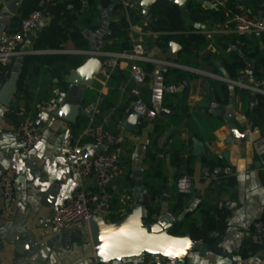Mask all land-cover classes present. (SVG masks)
Here are the masks:
<instances>
[{"label":"crops","instance_id":"crops-1","mask_svg":"<svg viewBox=\"0 0 264 264\" xmlns=\"http://www.w3.org/2000/svg\"><path fill=\"white\" fill-rule=\"evenodd\" d=\"M80 1L68 4L67 8L71 15H76L75 23L82 36L79 40L87 45L85 48L79 47L72 38V29L59 48H36V40L49 28L52 18L49 15L26 36L21 45L23 54L13 61V65L20 67V60L26 55H76L82 64L89 63L83 76L95 78L93 86L85 91L82 104L72 105L71 109L65 103L67 89L50 64L40 60L33 61L25 80L28 97L15 96L11 106L0 103V174L10 167L17 171L14 181L16 199L11 205L4 204L0 188V264L24 262L26 244L20 246L22 237L33 239L40 247L35 253L37 256H47L51 251L49 241L57 232L53 224L56 208L78 189L95 184V175L76 174L77 165L87 160L85 154L95 157L99 153L90 138L82 137L90 123L110 130L120 138L123 148L121 173L106 186L101 202L94 206L95 213L100 214L107 199L106 220L126 216L135 203L134 182L141 174L145 188L156 185L164 191L169 189L167 199L161 200L160 215L171 214L176 222H183L184 227L193 222L202 226L204 211L208 210L220 221L221 228L210 235L214 237L213 241L224 236L220 246L226 254L195 250L181 264H264V244L253 239L254 222L264 217V164L253 149V141L264 136V107L260 114L255 109L257 98L255 102L246 103L235 91L236 87H245L226 81L230 78L224 68L217 74L203 66L183 64L179 56L177 60L168 57L167 52L156 45L159 32L150 28L149 20L134 18V13L141 11L140 0L137 8L131 10L114 0ZM115 2L122 9L114 10ZM7 3L0 12L7 8ZM240 7L250 17L264 20V2L258 7L250 2ZM123 14L129 23L132 45L143 42L146 55L156 61L120 60L114 68L108 67V56L94 53L121 52L110 35L114 22ZM13 18L5 33H11L17 26ZM194 25L211 41L202 55L219 51L218 39L233 33L225 31L224 22L206 21ZM263 56L264 44H261L259 54L249 61V68L250 64L254 68ZM165 60L174 61L178 66L168 67L162 63ZM135 64H140L147 72L145 82L140 85V96L156 110L157 115L152 120L139 118L132 127L127 120L133 113L128 109L133 104L131 90L136 86L132 77ZM150 67L151 71L148 70ZM251 74L250 68L235 81L260 88ZM68 76L69 73L64 75L65 81ZM220 81L230 86L235 114L232 122L239 132L245 134L242 138L232 136L228 126L230 121L223 115V110L228 111L230 99L227 103L217 99L215 87ZM246 89L252 94L258 93ZM61 107L65 116H72L73 121L56 116ZM23 115L33 117L43 135L28 154L21 151L17 131V123ZM206 158L217 164L215 171L210 169ZM220 170L232 178L216 176ZM183 175L191 177L192 193L185 197L184 209L176 212L172 209L178 196L176 179ZM82 229L88 231V222ZM52 257L56 264H102L96 260L90 240L85 245L74 246L70 252H53ZM113 264L166 262L142 254Z\"/></svg>","mask_w":264,"mask_h":264},{"label":"trees","instance_id":"trees-1","mask_svg":"<svg viewBox=\"0 0 264 264\" xmlns=\"http://www.w3.org/2000/svg\"><path fill=\"white\" fill-rule=\"evenodd\" d=\"M55 1V3L53 2ZM81 2L80 0H21L18 14L14 16L13 20L16 25L11 32H16L20 29L21 21L24 17L28 16L31 12L37 9L47 10L50 13L51 21L49 28L44 30L35 42V47L43 48H59L61 43L68 39V31L71 30V36L77 42L79 47L85 48L87 45L79 39L82 37L78 26L76 25V15H71L70 10L67 8L70 3ZM251 3L252 6L258 7L264 0H245L244 2L237 0H230L229 6L239 11L237 6L242 4ZM122 9V6L114 3V10ZM136 20L148 19L150 28L159 32V36L155 39V43L164 52H168L171 41H178L182 48L179 53L181 63L203 66L217 74L221 73V68L227 72L232 80H238L249 68L250 59H254L260 52L261 44H264V33H227L218 39L220 47L217 52H206L204 55L201 53L206 51L208 45L211 43L206 34L199 32L195 28V23H202L206 21L211 22H225L227 17L225 12L205 7L202 3L196 0H188L185 9L180 8L177 4L168 0H157L150 6L147 15L139 11L138 14L134 13ZM114 39V43L119 51H129L132 49V40L129 36V23L125 14L118 21L114 22L112 32L110 35ZM235 46L236 48H230ZM35 60L40 62H47L52 67V71L58 76L60 82L63 84L64 89H67V83L64 80V75L70 73L74 68L82 65L76 55H53V56H32L26 55L20 60L21 71L17 81V97H28L29 91L27 90L26 78L30 72V65ZM71 66V67H70ZM13 63L9 65L0 64V84L4 83L12 74ZM152 68L150 67V69ZM251 76L253 80L259 84L260 88H264V56L260 58L253 69H251ZM217 99L223 103H227L230 99L231 89L225 82L216 83ZM243 100L248 103L252 97V91L246 88H235ZM258 100L256 110L262 114L264 107V94L256 93ZM205 161L210 166V169L215 171L217 164L213 160ZM216 176L224 178H232L229 173L220 170L216 172ZM180 177V176H179ZM178 177V178H179ZM177 178V179H178ZM176 179V180H177ZM152 190L151 201L147 206V219L153 220L160 215L161 211V198L164 190L156 185H149ZM177 190V187H176ZM178 193L175 203L172 206L174 211H182L185 206V197L187 195ZM114 205V200L112 202ZM191 214H188L190 217ZM204 223L202 226L196 225L195 222L191 226L184 227L183 222H176L170 229V232L175 235L189 234L196 240H203L205 242H212L214 237L210 235L217 228H221L220 221L209 213L208 210L204 211ZM122 217L114 216V221Z\"/></svg>","mask_w":264,"mask_h":264},{"label":"water","instance_id":"water-1","mask_svg":"<svg viewBox=\"0 0 264 264\" xmlns=\"http://www.w3.org/2000/svg\"><path fill=\"white\" fill-rule=\"evenodd\" d=\"M157 0H140V7L142 14L147 15L149 8ZM177 4L180 8L185 9L188 0H168ZM204 6L215 9L213 4L207 0H196ZM244 2L245 0H237ZM21 0H8L7 8L0 12V38L6 32L8 22L18 12V4ZM182 45L176 41L170 42V49L167 56L177 60L179 51ZM88 62H85L78 68L70 71L66 79L67 95L65 103L69 106L82 104V98L89 86H93L95 78L91 76H83L84 70L88 67ZM253 68V64H250ZM21 67L15 65L9 79L0 88V103L11 106V102L17 94V81ZM252 102L256 100V93L252 94ZM234 101L230 99L228 111L223 110V115L227 121H230L228 126L231 129L232 136L242 138L245 134L239 132L234 124L233 119L235 114L233 112ZM72 111V110H71ZM56 116L73 121L72 116L66 117L63 108H59ZM139 119V115L133 112L127 122L134 127ZM103 148L98 147V151L102 152ZM87 160H93L85 154ZM134 193L136 196L135 203L131 211L124 217L115 221L106 220L104 213L108 211V200H104L103 207L99 213H93L88 221V231L84 232L82 228L73 230L57 231L51 240L49 246L50 253L47 256H37L35 253L39 251V246L33 239L22 237L19 239L20 246L25 245L24 262L22 264H48L53 260V252L72 251L74 246H82L88 240L92 242L95 258L102 264H113L115 261L121 262L125 258H130L144 254L150 259H158L162 262H174L181 264L188 259L189 253L195 250L199 251H213L218 254H226L224 249L220 246L224 236L218 238L212 243L207 244L203 240H195L191 235H175L170 232V229L176 223V220L171 214H162L153 220L147 219V206L151 201L152 190L149 187L145 188L143 185V178L141 174L137 175L134 182ZM169 189L166 188L161 200H166ZM114 205H112V208ZM26 241V243H25Z\"/></svg>","mask_w":264,"mask_h":264},{"label":"built area","instance_id":"built-area-1","mask_svg":"<svg viewBox=\"0 0 264 264\" xmlns=\"http://www.w3.org/2000/svg\"><path fill=\"white\" fill-rule=\"evenodd\" d=\"M8 0H0V9ZM121 3L127 10L136 9L138 0H114ZM213 4L215 9L225 12L227 17L224 22L226 32L239 34L245 33H264V20L250 17L240 6L239 11H235L229 6L230 0H207ZM50 13L47 10L37 9L24 17L20 24V29L16 32L5 33L0 38V64L6 66L20 55L23 54L21 45L24 43L26 36L35 30ZM98 55L108 56L110 58L108 67H116L120 60L134 61H156L146 55V48L143 42H137L129 51L121 52H101L95 51ZM168 67H176L174 61H162ZM109 76V73H106ZM132 77L136 82V86L131 90L133 95V104L128 112H135L139 118L152 120L156 117L157 112L143 101L140 96V85L146 78L147 72L140 65L135 64L132 68ZM226 81L250 88L256 92L263 93L264 89L251 87L241 81L226 79ZM17 131L20 138V148L23 153L28 154L34 146L42 140V131L37 121L28 115H23L17 123ZM90 138L96 147L108 148L107 151L102 150L93 160H83L77 165L76 174L78 176L95 175V184L90 187L80 188L75 191L72 197L65 203L59 205L53 215V224L56 231L73 230L84 227L89 221L95 208L103 198L106 186L115 181L121 173V157L123 148L119 137L115 136L110 130L102 125L94 123L88 126L82 132V137ZM253 149L259 160L264 164V136L253 141ZM230 168L226 171L228 172ZM209 174V170H206ZM17 171L10 167L0 174V188L3 191V202L6 206L11 205L15 199L14 181ZM177 191L179 193L189 195L192 193V180L190 176H180L176 181ZM253 239L256 243L264 244V217L259 218L253 225ZM166 264H175L174 262H166Z\"/></svg>","mask_w":264,"mask_h":264}]
</instances>
